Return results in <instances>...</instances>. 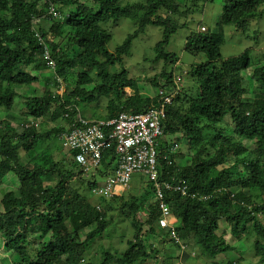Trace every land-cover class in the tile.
Instances as JSON below:
<instances>
[{"label": "trees", "instance_id": "trees-1", "mask_svg": "<svg viewBox=\"0 0 264 264\" xmlns=\"http://www.w3.org/2000/svg\"><path fill=\"white\" fill-rule=\"evenodd\" d=\"M205 2L0 0V113L6 115L0 120V186L9 175L19 181L18 191L6 192L1 202L0 235L7 249L21 260L0 264H174L171 254L149 246V241L160 233L164 240L170 237V228L159 226L162 214L153 182L145 181L141 192L129 199L126 192L112 197L94 193L113 172L115 147L105 151L97 173L85 176L75 162L74 152L66 150L68 153L63 155L52 144L46 148L39 144L54 135L60 140L64 123L76 117L78 103L90 93L108 98L107 111L101 118L104 120L123 112L137 114L158 107V92L155 97H142L139 80L130 77L124 67L110 71L123 63L132 51L133 41L149 25L157 26L163 30V38L154 48L152 62L163 64L164 69L153 85L158 91L162 87L168 91L177 88L178 76L167 67H177L179 58L167 46L172 36L186 26V19L196 7ZM263 17L264 0H225L218 27L247 31ZM126 18L133 20L137 29L116 52H110L107 26H117ZM223 40L222 32L208 30L186 42L187 53L204 55L206 61L192 65L189 75L194 85L187 88L183 84L162 124L164 133L156 146L158 182L178 221L175 227L180 242L192 243L199 258L214 259L233 249L225 235L219 234L225 222L239 241L242 236L254 239L250 250L258 263L264 264V223L260 220L264 215V62H253L250 50L225 59L221 52ZM44 47L50 48L56 62L53 75L63 78L68 89L75 87L63 101L56 94L59 83L54 76L46 79L42 96L28 97L16 89L40 81L28 68L34 63L46 67ZM75 47L78 51L72 54ZM76 69L82 72L76 74ZM251 69L252 81L262 91L250 101L242 97L249 93L244 73ZM93 84L95 88L89 93L83 88ZM128 89L133 93L128 95ZM18 102H24V111L14 114ZM227 117L231 119L228 128L224 126ZM32 120H42L40 128L20 132L21 126ZM48 120L56 124L44 130ZM15 123L21 126L17 128ZM181 145L187 148L183 150ZM22 151L39 155L33 166L21 164ZM52 177L57 181L52 182ZM84 180L102 202L111 198L118 201L119 217L135 234L125 252L107 251L101 262L92 261V253L99 239L113 236L115 229L108 216L116 208L88 200L73 184L80 181L81 187ZM166 184L187 186L189 195L169 190ZM171 243L182 251L177 240L171 239ZM31 246L35 255L29 251Z\"/></svg>", "mask_w": 264, "mask_h": 264}, {"label": "rangeland", "instance_id": "rangeland-1", "mask_svg": "<svg viewBox=\"0 0 264 264\" xmlns=\"http://www.w3.org/2000/svg\"><path fill=\"white\" fill-rule=\"evenodd\" d=\"M184 2V0H180ZM93 5L91 2H87ZM225 0H207L205 3H200L198 7H196V11L189 16V19H186V26L182 27L176 34H174L170 40L169 45L167 46V50L169 52L175 53L179 58V64L177 67L173 65H169L167 67L168 71L174 70L177 76H181L184 80L183 84L187 88H191L194 85L189 72L191 70L192 65L196 63H202L206 61L204 55H198L197 57L191 55L185 51V45L187 40L200 32V28L205 26L209 31H220L224 35V40L221 45V52L225 59L235 57L243 54L246 50H250L251 58L253 62L263 61L264 62V17L260 20H255L251 27L247 31H237L234 26L224 25L222 27H218V21L220 19L221 13L223 11ZM7 16V15H6ZM50 25H46L45 28H49ZM107 29L110 34V41L108 45V49L110 52H116L118 46L124 43V41L128 38L129 35L133 34L136 29V23L131 19H123L117 26L109 25ZM258 35H257V34ZM163 38V30L160 27L149 25L146 29L145 33H142L138 38L133 41L132 51L126 56L123 60L122 64H118L116 68H113L110 72L113 73L115 71L122 69L123 67L128 71L130 77L133 79H138V88L142 97H155L158 88L153 85V82L160 76V73L164 69V65L160 63L152 62L154 59V48ZM75 49V51H74ZM78 51L75 47L72 52ZM71 54V55H72ZM175 68V69H174ZM28 71L32 72V74L37 75L40 78V81L32 84L31 86H19L17 87V91L25 96H42L45 92V84L46 79L52 78V73L41 67L39 63H34L33 66L28 68ZM82 72L81 69H76L74 73ZM245 87L248 90V94L243 96L242 99L245 100H254L257 93H261V89H259L258 85L255 81H252L253 70H249L245 72ZM94 75V72H92ZM75 76V75H74ZM73 77V76H72ZM73 80V79H72ZM74 86H71L68 93L74 90ZM85 90L89 93L95 88V84L93 85H85L83 86ZM128 95L132 92L131 89L127 90ZM262 93H264L262 91ZM87 97H84L81 102H79L77 108L80 109L81 114L86 119H101L103 118V113L107 111L108 106V98L100 96L98 93L93 97V95L87 94ZM24 102H18L13 111L14 114H20L24 111ZM19 117V116H18ZM6 118L5 113H0V120H4ZM231 122L230 117H227L224 121V126L228 128L229 123ZM45 123L44 130H50L55 126V124L49 123V120ZM19 128L21 125H17L15 123V127ZM52 144L54 148H57V151H62V154L65 155L68 152L61 147L60 140L54 136L48 140V142H43L39 144V147L44 146L46 148ZM182 149H186L185 145H181ZM56 159H61L60 156L55 155ZM39 155L34 152H21V164L22 165H31L38 159ZM116 164L114 163L113 168H115ZM56 177H52V182H55ZM88 180H84L81 187L80 181L73 183L75 186H79L81 193L88 198L93 204H102L104 207L114 206L116 208V212L108 216L110 226L114 227V233L112 237H105V235L99 239L96 248L92 253V261L101 262L103 257L107 251L112 253H122L125 252L128 248V241L133 238L134 231L129 223H124L123 218H120L118 213V201L108 199L106 202H102L101 198L95 196L88 187ZM146 177L142 173H134L132 175L131 181L129 183V188L126 191V198L129 199L132 194L140 193L142 186L145 184ZM52 184V183H48ZM19 189V181L15 175H9L0 186V207L1 202L5 196L6 192L15 191L17 192ZM118 215V216H117ZM261 222L264 223V215L260 217ZM128 228V232L126 233V229ZM219 234H224L227 242L233 247V249L226 254L217 256L214 259L201 257L199 258V254L197 253V249L193 247L192 243H183L181 247L185 249V252L176 249L174 245H172L170 237L163 239L161 233L158 234L154 238V240L149 241V246L158 248L162 252H167L174 257V264H212L213 261L228 263L234 262L235 264H244L247 261L251 263H258V258L254 253L250 250L252 245L254 244V239H247L242 236L241 241L237 238H234L230 232V227L227 223L222 222L219 228ZM49 237H46L47 240ZM163 239V240H162ZM99 247V248H98ZM104 247V249H103ZM171 247V248H170ZM182 249V250H183ZM29 251L32 255H35V249L31 246L29 247ZM103 255V256H102ZM244 258V259H242ZM242 261H239L241 260ZM8 262V261H18L20 262V257L16 252H11L5 246V241L0 235V262ZM87 262V261H86ZM244 262V263H243ZM147 264H158L156 262H148Z\"/></svg>", "mask_w": 264, "mask_h": 264}, {"label": "built area", "instance_id": "built-area-1", "mask_svg": "<svg viewBox=\"0 0 264 264\" xmlns=\"http://www.w3.org/2000/svg\"><path fill=\"white\" fill-rule=\"evenodd\" d=\"M53 11V14L57 16L58 13L55 10L51 13ZM201 30L206 31L207 29L202 27ZM45 58L48 68L54 70L56 63L48 48H45ZM56 79L59 83L56 94L63 101L66 93L64 80L58 76ZM183 82V78L178 76L175 80L177 88L172 91L160 88L158 91L159 106L144 113L123 112L110 120L86 119L77 108L78 114L72 121L64 123V131L60 135L63 148L75 153V162L81 166L85 176L99 170L105 151L115 147L116 156L113 165L115 163L116 166L112 169V174L96 187L94 193L105 197L122 196L129 188L132 175L142 173L146 180L153 182L157 188L159 209L162 214L159 221L160 228H170L171 238L177 241L176 219L165 201L162 185L158 182L156 146L158 138L164 133L162 124L168 109L182 92ZM65 117L68 118L69 115L66 114ZM40 123V120L37 122L32 120L25 126H21L20 132L28 128H39ZM164 187L180 192L183 196L189 195L188 187L182 184L178 186L166 184Z\"/></svg>", "mask_w": 264, "mask_h": 264}, {"label": "clouds", "instance_id": "clouds-1", "mask_svg": "<svg viewBox=\"0 0 264 264\" xmlns=\"http://www.w3.org/2000/svg\"><path fill=\"white\" fill-rule=\"evenodd\" d=\"M60 18H61V16H60ZM62 19V18H61ZM202 27H205V26H202ZM202 27L200 28V32H202V33H205V32H207L208 31V29L206 30V31H202L201 29H202ZM43 43V42H42ZM45 44V43H44ZM45 46V45H44ZM45 48H48V47H44V52H45ZM48 50L50 51V53H51V56H52V52H51V50H50V48H48ZM44 57H45V55H44ZM52 59L54 60V58L52 57ZM55 61V60H54ZM56 63V62H55ZM45 69H48L51 73H52V76H54L55 77V75H53L54 74V72H55V70H56V67H55V69L53 70V69H50V68H48V66H47V61H46V58H45ZM56 78V77H55ZM63 79V78H62ZM64 80V79H63ZM64 84H65V88H66V93H65V95H67V93L69 92V89H68V86L66 85V83H65V80H64ZM58 88H59V86H58ZM58 90V89H57ZM57 90H56V92H57ZM58 95V94H57ZM65 95H64V97H65ZM64 97H63V100H64ZM61 98V97H60ZM41 122H42V120H40ZM39 128H40V126H39ZM38 128V129H39ZM175 217V216H174ZM176 219V218H175ZM178 223V221H177V219H176V222H175V225ZM175 231H176V227H175ZM176 234H177V232H176ZM178 237V236H177ZM172 238H171V235H170V240H171ZM175 240V239H174ZM178 242H179V244H180V246L183 244L182 242H180V240H179V238H178ZM188 245H187V243H186V247H187ZM182 249H183V247H181ZM182 252H185V249H183L182 250Z\"/></svg>", "mask_w": 264, "mask_h": 264}]
</instances>
